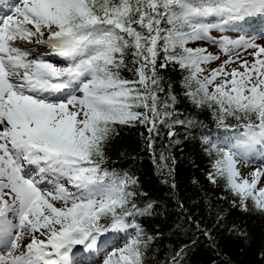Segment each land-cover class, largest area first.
<instances>
[{"label":"snow or ice","instance_id":"obj_1","mask_svg":"<svg viewBox=\"0 0 264 264\" xmlns=\"http://www.w3.org/2000/svg\"><path fill=\"white\" fill-rule=\"evenodd\" d=\"M0 264H264V0H0Z\"/></svg>","mask_w":264,"mask_h":264},{"label":"trees","instance_id":"obj_2","mask_svg":"<svg viewBox=\"0 0 264 264\" xmlns=\"http://www.w3.org/2000/svg\"><path fill=\"white\" fill-rule=\"evenodd\" d=\"M130 147H135V144L132 143L131 141L128 142ZM183 169L184 171H182L181 175H188L190 176L192 174V169L188 167V165L185 163L183 165ZM228 251H230L232 253V255L234 256L235 259L237 260H244V261H247L251 258L250 254L248 255H243L239 252V248L238 246H233L231 248L228 249Z\"/></svg>","mask_w":264,"mask_h":264}]
</instances>
